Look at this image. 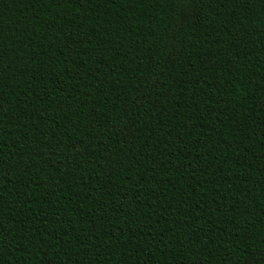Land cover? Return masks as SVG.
Returning <instances> with one entry per match:
<instances>
[{
    "label": "trees",
    "instance_id": "16d2710c",
    "mask_svg": "<svg viewBox=\"0 0 264 264\" xmlns=\"http://www.w3.org/2000/svg\"><path fill=\"white\" fill-rule=\"evenodd\" d=\"M0 264H264V0H0Z\"/></svg>",
    "mask_w": 264,
    "mask_h": 264
}]
</instances>
